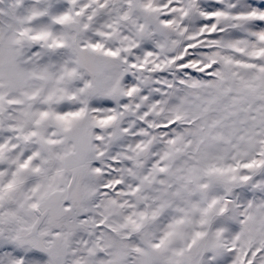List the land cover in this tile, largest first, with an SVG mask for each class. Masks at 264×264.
Here are the masks:
<instances>
[{"label": "snow or ice", "instance_id": "obj_1", "mask_svg": "<svg viewBox=\"0 0 264 264\" xmlns=\"http://www.w3.org/2000/svg\"><path fill=\"white\" fill-rule=\"evenodd\" d=\"M0 264H264V0H0Z\"/></svg>", "mask_w": 264, "mask_h": 264}]
</instances>
